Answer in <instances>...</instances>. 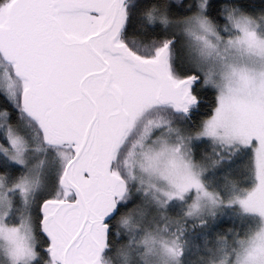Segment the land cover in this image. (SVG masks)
I'll use <instances>...</instances> for the list:
<instances>
[{"label":"snow or ice","instance_id":"snow-or-ice-1","mask_svg":"<svg viewBox=\"0 0 264 264\" xmlns=\"http://www.w3.org/2000/svg\"><path fill=\"white\" fill-rule=\"evenodd\" d=\"M0 264H264V0H0Z\"/></svg>","mask_w":264,"mask_h":264}]
</instances>
